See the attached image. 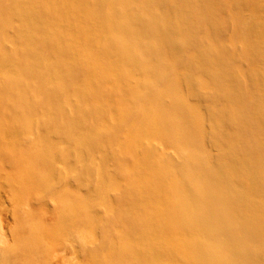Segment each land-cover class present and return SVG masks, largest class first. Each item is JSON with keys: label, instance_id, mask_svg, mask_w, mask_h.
I'll return each mask as SVG.
<instances>
[{"label": "bare ground", "instance_id": "bare-ground-1", "mask_svg": "<svg viewBox=\"0 0 264 264\" xmlns=\"http://www.w3.org/2000/svg\"><path fill=\"white\" fill-rule=\"evenodd\" d=\"M4 212L0 264H264V0H0Z\"/></svg>", "mask_w": 264, "mask_h": 264}, {"label": "rangeland", "instance_id": "rangeland-1", "mask_svg": "<svg viewBox=\"0 0 264 264\" xmlns=\"http://www.w3.org/2000/svg\"><path fill=\"white\" fill-rule=\"evenodd\" d=\"M232 20V19H231ZM230 20V21H231ZM230 21H229V23H230ZM228 27H226V32H225V35H224V37L225 38H227V37H230L231 36V34L233 35V32H234V23L232 24V22L229 24V25H227ZM227 28H228V30H227ZM5 212L4 213H1V215H0V219H1V221H2V223H3V219H5L6 217H5ZM3 224H5V220H4V223Z\"/></svg>", "mask_w": 264, "mask_h": 264}]
</instances>
